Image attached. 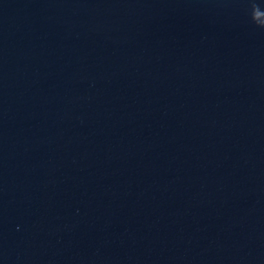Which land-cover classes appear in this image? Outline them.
<instances>
[{"label":"water","instance_id":"water-1","mask_svg":"<svg viewBox=\"0 0 264 264\" xmlns=\"http://www.w3.org/2000/svg\"><path fill=\"white\" fill-rule=\"evenodd\" d=\"M0 264H264V0H0Z\"/></svg>","mask_w":264,"mask_h":264}]
</instances>
